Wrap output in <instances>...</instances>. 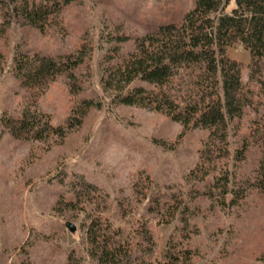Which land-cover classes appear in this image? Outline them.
<instances>
[{
	"label": "rangeland",
	"instance_id": "rangeland-1",
	"mask_svg": "<svg viewBox=\"0 0 264 264\" xmlns=\"http://www.w3.org/2000/svg\"><path fill=\"white\" fill-rule=\"evenodd\" d=\"M192 3L72 0L42 32L13 18L0 35V264H100L91 225L108 246H121L117 264H264V148L256 142L264 97L250 79L249 51L240 43L227 49L242 64L251 103L229 123L226 156L212 162H201L216 150L207 129H184L103 88L105 56L115 46L120 56L133 50L112 38L140 36ZM34 52L82 55L72 70L76 91L67 74L43 88L22 86L16 60ZM85 99L94 105L63 137L17 139L1 122L30 106L61 126Z\"/></svg>",
	"mask_w": 264,
	"mask_h": 264
},
{
	"label": "trees",
	"instance_id": "trees-1",
	"mask_svg": "<svg viewBox=\"0 0 264 264\" xmlns=\"http://www.w3.org/2000/svg\"><path fill=\"white\" fill-rule=\"evenodd\" d=\"M71 1L0 0V35L13 18L42 32L60 8ZM229 2L193 0L192 6L177 18L162 21L140 36L117 35L113 41H131L133 50L120 56L115 46L104 60L103 88L114 92L118 102L162 112L184 129L199 127L209 131L211 146L216 150L203 152V163L226 156L229 123L251 103V92L245 90L241 80L242 64L227 55L233 44L240 43L249 51L250 79L260 85L264 97V76L259 75L264 70V0H234V6L228 10ZM115 57L118 59L113 63ZM82 61L80 54L51 57L39 52L25 53L16 60L15 70L20 84L30 89L43 88L58 75L67 74L73 92L77 84L72 70ZM1 65L0 55V71ZM93 105L92 100H83L79 115L75 116L77 109L74 110L64 125L56 127L30 106L22 110L19 118H3L1 122L17 139H41L43 133L63 137L79 125ZM256 134V142L262 141L264 148V128ZM259 166L263 169L264 156ZM224 185L220 187L225 189ZM88 237L99 248L100 264H117L121 247L118 242L108 246L106 240L110 239L100 232L99 226L97 229L91 225Z\"/></svg>",
	"mask_w": 264,
	"mask_h": 264
},
{
	"label": "water",
	"instance_id": "water-1",
	"mask_svg": "<svg viewBox=\"0 0 264 264\" xmlns=\"http://www.w3.org/2000/svg\"><path fill=\"white\" fill-rule=\"evenodd\" d=\"M66 225L68 226V228H69L71 231H73V230H74V227L72 226V224H70V223H67Z\"/></svg>",
	"mask_w": 264,
	"mask_h": 264
}]
</instances>
